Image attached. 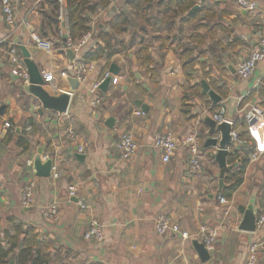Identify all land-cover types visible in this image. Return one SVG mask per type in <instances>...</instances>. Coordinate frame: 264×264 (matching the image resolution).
Returning <instances> with one entry per match:
<instances>
[{
    "label": "crops",
    "instance_id": "obj_1",
    "mask_svg": "<svg viewBox=\"0 0 264 264\" xmlns=\"http://www.w3.org/2000/svg\"><path fill=\"white\" fill-rule=\"evenodd\" d=\"M127 1L112 0L118 15ZM251 1L258 6L255 12L227 0H153L133 13L134 27L115 43L119 53L91 62L93 70L85 85L73 92L69 78L57 76L58 90L73 92L68 113L60 116L41 114L40 102L21 89V82L12 73V57L23 59L21 42L32 52L40 71H67L72 76L62 42L46 27L44 14L51 10L48 0H23L16 16L18 24H27L18 30L6 23L0 0V107L7 105L0 116L1 236H15L20 225L24 230L32 229L49 247L44 254L50 255V264H244L249 245L258 235L239 231L243 218L239 209L247 206L253 192H257L259 211L264 209V121L248 136L249 145L241 148L239 166L231 171L243 169L244 176L231 198L223 192L222 197L235 208L226 216V207L219 202L222 197L218 198L220 169L212 158L214 148L206 147L209 128L204 118L222 107L229 119L249 105L264 109V96L259 94L264 87V62L248 80L236 75L238 63L259 47L264 34V0ZM194 7L198 8L191 13ZM108 9L86 14L94 32L87 44L89 50L100 43L95 39V26L116 17L111 18ZM34 33L54 42L53 56L36 50ZM112 65L118 74L103 93L99 114H94L89 105L93 98L90 89L102 81ZM203 83L222 97L219 105H212ZM136 101L146 104L149 112L138 108ZM112 117L114 128L107 125ZM29 119L34 122L30 131ZM7 123L11 128L5 127ZM68 125L74 127L76 143L64 133ZM237 126L248 132L241 116ZM166 128L178 140L197 135L207 153L202 179L189 173L190 155L182 145L169 163L163 161L152 141ZM123 133L132 134L140 145L131 161H122L116 151ZM22 137L30 145L26 152L19 145ZM40 146L45 148L43 160H54L58 179L53 175L38 178L27 165L28 161L33 163ZM256 152L261 156L251 161L249 156ZM29 181L36 182L35 203L24 209L20 190ZM71 185L78 187V194L90 206L87 212L80 211L76 201L68 197ZM53 201L59 203L60 220L56 223L43 215ZM161 215H168L190 239L185 241L181 233L173 231L159 236L156 221ZM94 218L105 227L101 242L84 238ZM202 225L216 227L219 232L206 263L192 245ZM16 258L17 254L10 258L14 264ZM258 264H264V251Z\"/></svg>",
    "mask_w": 264,
    "mask_h": 264
},
{
    "label": "built area",
    "instance_id": "obj_2",
    "mask_svg": "<svg viewBox=\"0 0 264 264\" xmlns=\"http://www.w3.org/2000/svg\"><path fill=\"white\" fill-rule=\"evenodd\" d=\"M234 2L237 6L248 12H255L257 9V4L251 0H227ZM23 0H1L2 14L5 17L6 23L12 29L18 30L21 28L27 21H23L18 24L16 12L18 8L22 5ZM57 19L59 22V30L57 32V38L67 45V49H70L76 60L71 64L72 76L67 71H61L59 74L54 70L44 69L41 70V75L45 84L52 89L54 92H60L57 88V76L62 78L74 77L80 83V86L86 84L88 80L89 73L93 70L92 63H87L81 57L82 49L89 43L90 39L93 36V32L87 33L80 40L75 41L72 37L68 13V3L67 0H58L57 5ZM34 47L38 51H43L47 55L55 54V45L54 42L49 39H44L38 34H33ZM12 62L14 64L13 75L19 78V81L24 84L29 82L30 76L25 67L24 61L19 57H12ZM264 62V34L260 36L259 47L250 52L249 56L238 63L236 66V75L241 80H248L253 77L259 64ZM110 76V72H106L102 81L94 84L90 92L93 95L92 100L89 105L91 106L92 112L94 114H99V108L104 101L103 93L100 91L101 84ZM139 116L142 114L137 112ZM226 110L224 107L220 109L218 113H214L212 118L217 123H229L233 125L234 130L232 131V139L234 145L229 148L230 153L232 154L235 151L242 154V149L249 145L247 140L248 136L252 135L257 131V129L263 124L264 121V109L260 106H247L244 110L238 109L236 112V117L229 119L225 117ZM239 116H241L247 126V138H242V131L239 128H236L237 121ZM7 129L11 126L7 123L5 124ZM32 128L28 127L27 130L30 131ZM64 133L66 137L72 142L76 143L78 141V136L74 130L73 125H68ZM217 139H220V136H216ZM153 146L155 149L161 152L162 159L165 163H169L171 159L175 156L178 148L182 145L188 150L190 155L188 169L189 173L195 179H202L204 175V160L206 156V150L201 147L197 135L186 136L181 140H178L174 132L170 128H166L163 131H160L155 134L153 137ZM116 151L120 156L122 161H131L138 153L140 145L134 136L130 133H123L120 135L118 141L116 142ZM79 151L83 152V148L79 147ZM217 148H214L212 154L217 153ZM261 156L260 152L252 153L249 157L251 161H256ZM27 165L32 167V162L28 161ZM53 177L58 179L60 174L53 169ZM35 191H36V182L29 181L25 186L20 190L22 206L24 209H30L35 203ZM79 196V200L76 202L80 211L87 212L90 209L87 201L84 198H81L78 194V187L76 185H71L68 189V197L75 198ZM220 204L225 206V215L229 216L232 210L235 208L233 205L225 198L220 199ZM44 217L51 222H58L60 220V211L59 203L53 201L50 203L43 211ZM257 231L256 235L258 238L256 241H253L249 245L247 258L244 264H258L259 256L262 251H264V209L258 212L257 217ZM156 231L159 236H165L170 231L181 233L183 240H189L190 235L187 232L181 231L178 225H173L171 218L168 215H161L156 221ZM105 227L101 224L100 220L97 218L92 219L90 227L85 233L86 241H95L101 242L105 238ZM219 238V232L216 227H209L208 225H202L199 228L197 233V240L200 243H203L207 251L211 254L214 252L217 241Z\"/></svg>",
    "mask_w": 264,
    "mask_h": 264
},
{
    "label": "trees",
    "instance_id": "obj_3",
    "mask_svg": "<svg viewBox=\"0 0 264 264\" xmlns=\"http://www.w3.org/2000/svg\"><path fill=\"white\" fill-rule=\"evenodd\" d=\"M98 1L99 2L96 3L94 0H67L70 20L69 29L75 41L80 40L87 33L93 32L90 27L91 20L89 21L86 14L97 15L104 12L112 5V0ZM152 2L153 0H128L123 11H120L119 15L111 19V21L102 23L101 26L97 24L95 26V39L100 43H98L96 49L90 50L87 49L89 45H86L81 51L83 60L87 63H91L104 58H111L113 55L119 53L115 43L119 36L127 33L134 27V21L132 20L133 13L147 7ZM48 3L51 10L48 14H44V19L47 20L46 27L54 34L59 30V22L57 19L58 0H48ZM185 10L186 9L182 10V13ZM42 32L44 33V28ZM89 48H91V42ZM259 94L260 96H264V87L260 89ZM27 125L33 128L34 122L29 119ZM236 128H238L237 125ZM247 133L246 130L242 131V138L246 139ZM19 145L24 152L30 150L29 142L23 137L20 139ZM240 157L238 151L230 154L228 157L229 165L238 164L239 166L238 160ZM243 173V169L238 170L236 173H228L226 177V187L224 189L225 197L231 198L232 194L242 186ZM21 238H23V240H21ZM48 250L49 247L38 240L32 229L24 230L22 225L16 227L15 236L9 233H5L2 236L0 234V264H10L12 262L10 258L14 254H17L16 264H50V255L44 254Z\"/></svg>",
    "mask_w": 264,
    "mask_h": 264
},
{
    "label": "water",
    "instance_id": "obj_4",
    "mask_svg": "<svg viewBox=\"0 0 264 264\" xmlns=\"http://www.w3.org/2000/svg\"><path fill=\"white\" fill-rule=\"evenodd\" d=\"M198 7H194L190 12H194ZM109 16L111 18L118 15V8L114 5H111L108 9ZM64 49L67 52V56L70 60V63L73 64L76 60L74 53L67 49V45L65 42L62 43ZM19 48L22 52V57L24 64L29 73L30 79L27 83H20L21 89L27 93L28 95L34 97L41 104L39 112L42 114L44 112H53L57 113L60 116H63L68 113L71 100L73 96V92L77 91L80 88V83L74 77L69 78V82L71 83V90L73 92L68 91H60L54 92L50 89L44 82L43 77L41 75V71L38 65L32 59V52L28 50L21 42H19ZM118 74V69H116L115 65H112L110 70V76L105 79V81L100 86V91L102 93H106L114 79V76ZM19 81V78L16 77ZM204 93L209 96V99L213 106H217L222 102V97L216 94L213 91H210L209 87L203 83ZM136 106L140 108L144 113L149 112V107L144 104L142 101H136ZM7 109V105H3L0 107V116H4V112ZM205 124L208 126L209 131L207 133L208 140L206 143V147L218 148L217 153L212 155V158L216 161L219 166V190H218V198L222 197L224 189L226 187V177L228 173L234 170V168L238 167V164L229 165L228 157L230 156L229 148L234 145L232 139V131L234 130L233 125L223 122L217 123L214 121L212 117L206 116L204 118ZM116 124L115 119L112 117L108 120L107 125L111 128H114ZM216 134H219L220 139H217ZM45 148L40 146L37 154L33 158L32 169L34 175L38 178L47 179L52 177L53 169H54V160L47 159L43 160ZM82 158V156H77ZM76 202L79 200V196L73 198ZM240 212L243 215L242 221L239 224V231L247 232V233H256L257 231V217H258V206H257V192H253L247 206L240 207ZM194 249L198 253L201 261L206 263L210 260L211 255L205 248L203 243H200L197 239L193 240L192 243ZM10 264H14L12 261Z\"/></svg>",
    "mask_w": 264,
    "mask_h": 264
}]
</instances>
